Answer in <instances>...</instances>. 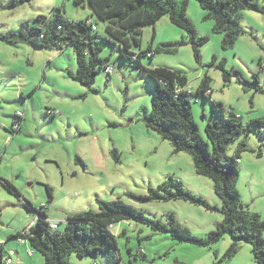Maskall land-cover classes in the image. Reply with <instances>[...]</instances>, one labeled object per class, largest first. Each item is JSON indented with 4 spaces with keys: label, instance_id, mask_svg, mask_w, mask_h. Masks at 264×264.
<instances>
[{
    "label": "rangeland",
    "instance_id": "1",
    "mask_svg": "<svg viewBox=\"0 0 264 264\" xmlns=\"http://www.w3.org/2000/svg\"><path fill=\"white\" fill-rule=\"evenodd\" d=\"M14 1L0 0L1 36L39 17L52 19L59 8L70 21H97L99 32L105 35L104 22L92 15L87 4L29 0L13 6ZM257 2L264 6V0ZM207 15L198 0H189L187 16L195 26L197 42L208 39L200 46V60L192 37L168 15L155 28L144 30L141 48L135 46L131 53L145 52L149 46L154 51L165 44L172 46V52H156L141 64L181 70L186 75L188 88L194 91L193 117L205 142H209L206 127L223 118L213 109V102L221 103L227 115L233 112L242 119L244 131L230 141L227 153L234 155L246 143L239 151L237 189L244 208L264 221V135L258 126H251L264 118V14L241 11L244 35L232 49L223 47L224 36L213 31L214 21ZM102 46L101 57L110 59L114 72L109 75L100 70L94 85L86 87L74 78L78 71L74 45L36 49L0 40V178L14 187L10 191L0 182V263L10 258L11 264H44V256L29 241L16 238L36 219L26 201L35 208L46 205L49 220L59 223L61 230L70 215L97 212L98 200H121L165 223L174 217L193 236L206 240L223 220L222 202L212 179L197 174L190 154L176 153L171 142L143 122L153 109L155 83L138 64L120 56L118 44L104 42ZM206 77L210 78L211 98L197 94ZM51 110L59 113L53 115ZM15 122H22V127ZM170 177L203 197L213 209L184 200L142 203L130 195L146 194ZM113 233L117 255L125 264H256L252 247L245 242L239 243L236 255L226 257L234 242L229 233L211 246L154 232L135 221L117 223ZM141 247L144 256L138 254ZM69 262L114 264L105 253L83 258L73 254Z\"/></svg>",
    "mask_w": 264,
    "mask_h": 264
},
{
    "label": "trees",
    "instance_id": "2",
    "mask_svg": "<svg viewBox=\"0 0 264 264\" xmlns=\"http://www.w3.org/2000/svg\"><path fill=\"white\" fill-rule=\"evenodd\" d=\"M25 1L29 0H15L13 6ZM75 2L82 6L87 4L92 15L104 22V36L99 32L100 25L97 21L91 19L80 22L70 21L59 8L52 19L39 17L33 24L22 25L18 31L0 35V40L8 43H25L36 49L51 47L63 49L65 45H74L78 55V71L74 78L86 87L93 86L100 70H106L111 65L109 58L101 57L102 44L104 42L118 44L120 56L125 59L130 58L138 64L155 83L153 109L144 116L143 122L147 128L171 142L176 153L190 154L197 174L212 179L215 193L222 202L223 220L206 240L193 236L188 229L182 228L174 217L170 223H165L162 219L148 217L121 200H98L97 212L85 211L70 215L66 220L65 229L61 230L59 223L57 229L51 227L54 221L49 220L46 205L35 208L26 201V207L34 211L39 218L35 219L28 231L18 234L16 238L29 241L32 248L44 256V264H70L69 257L73 254L83 258L87 255L95 257L99 253H105L108 260L114 264H125L117 255V240L113 230L119 222L135 221L149 226L154 232L171 233L174 238L187 240L198 246H211L229 233L234 242L228 249L226 257L236 255L239 243L245 242L252 247L256 264H264V221L258 213L244 208L237 189L240 177L239 151L246 143L243 142L234 155L227 153L230 141L242 135L244 131L242 119L233 112L227 115L221 103L213 102V109L223 118L221 122L217 121L206 127L208 141L213 146L210 148L209 142H205L201 136L193 117L191 97L194 91L188 88L186 75L181 70L154 66L148 68L141 64L144 57L151 60L156 52H172V46L165 44L155 51L149 46L145 52L131 53L133 47L141 48L144 30L155 28L156 24L168 15L174 25L182 28L192 37V47L196 58L200 60V46L208 39L204 37L200 43L197 42L195 26L187 16L189 0H75ZM198 2L208 12L207 17L213 19V31L223 34L225 49L234 48L240 37L244 35L241 11L253 10L264 14V6L259 5L257 0H198ZM94 26L96 30L93 29ZM155 35L154 31L153 40ZM221 67L226 79H229L230 73L225 70L224 65ZM209 83L210 78L206 77L197 94L211 98ZM16 119L22 120L19 116ZM16 124L15 122L14 125ZM251 126H258L264 135V118L254 120ZM258 155H262V152ZM0 182L8 190L14 191L10 182L1 178ZM48 193L52 201L50 188ZM130 195L142 203L184 200L203 205L209 210L213 209L203 197L193 194L181 181L173 177L157 188H151L146 194L130 193ZM99 240L101 243L98 242ZM129 251L132 253L131 249ZM138 254L146 255L142 247ZM6 261L1 259L0 264H7Z\"/></svg>",
    "mask_w": 264,
    "mask_h": 264
},
{
    "label": "built area",
    "instance_id": "3",
    "mask_svg": "<svg viewBox=\"0 0 264 264\" xmlns=\"http://www.w3.org/2000/svg\"><path fill=\"white\" fill-rule=\"evenodd\" d=\"M93 29L96 30V27L94 26ZM106 72H107L109 75H112L113 72H114V68L110 65V66H108V67L106 68ZM50 113L53 114V115H55V114H57V113H59V112H58V111L56 112V111L52 110V111H50ZM15 126H19V127H20V125H17V124H16ZM238 162H240V161H238ZM43 206L45 207V205H43ZM38 218H39V216L37 215V216H36V220H38ZM34 222H35V220H34ZM51 227H52L53 229H57V227H58L57 222H52ZM21 241L23 242L22 239H21ZM0 245H3V243H2L1 241H0ZM6 262H7V264H10V263L12 262V260H11V259H8Z\"/></svg>",
    "mask_w": 264,
    "mask_h": 264
},
{
    "label": "crops",
    "instance_id": "4",
    "mask_svg": "<svg viewBox=\"0 0 264 264\" xmlns=\"http://www.w3.org/2000/svg\"><path fill=\"white\" fill-rule=\"evenodd\" d=\"M113 67V66H112ZM23 120V119H22ZM242 162V160H240V163ZM21 240V239H20ZM23 240V239H22ZM23 242H24V240H23ZM13 253V252H12ZM34 253L33 252H31V256L33 255ZM12 263V262H11ZM10 263V264H11Z\"/></svg>",
    "mask_w": 264,
    "mask_h": 264
},
{
    "label": "clouds",
    "instance_id": "5",
    "mask_svg": "<svg viewBox=\"0 0 264 264\" xmlns=\"http://www.w3.org/2000/svg\"><path fill=\"white\" fill-rule=\"evenodd\" d=\"M114 68V67H113Z\"/></svg>",
    "mask_w": 264,
    "mask_h": 264
}]
</instances>
